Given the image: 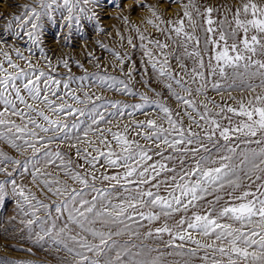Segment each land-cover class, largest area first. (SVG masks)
I'll return each instance as SVG.
<instances>
[{
	"label": "snow or ice",
	"instance_id": "snow-or-ice-1",
	"mask_svg": "<svg viewBox=\"0 0 264 264\" xmlns=\"http://www.w3.org/2000/svg\"><path fill=\"white\" fill-rule=\"evenodd\" d=\"M80 2L81 0H63V3H58V0H35V6L26 8L19 16L14 17V20L18 28L23 30V35L27 37L26 43L40 48V56L45 57L44 49L40 47L43 44V29L45 21L56 23L54 13L62 17L61 26L67 27L69 31L72 29L73 22L79 28L82 19H94V16H89L86 10L80 7ZM95 2L96 0H83L85 5ZM188 7L189 5L184 6V17L192 25L191 32L185 31L183 19L175 22L168 21L166 29H161L159 24H155L151 19L147 20V23L162 32L166 40H171L177 49L184 47L186 56L197 58L198 68L192 69L191 76L192 83H199L195 93L191 86H185L189 83L188 79L172 71L169 55L164 51L168 48V44L149 39L148 42L155 49L153 52L143 43L148 38L139 34L143 56L147 58L157 79L163 78L167 81L163 86L167 89L168 95L183 107L182 112L174 114L173 110L161 103L159 99L153 100L135 92L133 87L123 79L103 73L93 74L90 78L101 89L115 90L138 97L139 103L122 106L105 102L110 104L112 109H116V112L110 113L111 116H124L128 109L131 110L128 112L129 115L136 112L146 114L145 110L153 107L163 114L162 119L167 127L149 119L146 122L134 124L133 129L137 130V135L142 140L154 143L156 148L164 145L173 151H182L185 156L190 155L193 161L192 166L185 165L184 159H181L179 173L175 168H168L164 163L148 164V161L152 160V156L149 155L152 149L142 146L135 139H128L127 125L123 132H114L109 128L105 133L100 128V123L105 120V116L95 104L91 108L75 109L65 104L63 97L58 96L57 93L62 81L50 72L36 69L30 59L26 60V67L21 68L12 62L8 53H3L11 71L0 63V106H3V110L0 111V141L20 152L30 149L32 155L21 162L0 152V165H3L0 167V172L6 173L9 177L5 181H0V201L4 199L7 185L11 184L13 193L20 197L17 201L18 209L32 217L28 221L30 225H37L40 229L36 233L38 240L44 241L47 238L55 245H63L68 253L77 258V264H160L159 257L149 259L143 250H132L136 248V245L128 242L117 243L113 237L125 233L129 236L136 235L133 224L138 228L141 226V221L151 223L162 216L172 217L181 211L185 215L177 222L176 231L169 228L167 224L155 229V235L168 234L171 237L165 247L179 248L180 251L175 252V255L196 258L198 253L203 251L205 255L199 258L205 264L209 260V253L211 264H264V59H262L264 57V3L247 0L237 8L230 31L225 28V21L220 22L218 37H214L218 29L213 27L215 22L210 18L212 9L205 10L207 18L204 22L208 27L205 29L207 37L204 40L203 52L205 54L208 52L209 45L212 51L209 56L207 76L200 50L201 40L194 35L196 26ZM77 8L79 12L76 11ZM148 8L156 20L165 23L155 8L152 6ZM65 12L67 15H64ZM134 30L139 33V29ZM173 33L176 40H173ZM15 35L21 37V31H17ZM69 39L70 37H65L66 44ZM229 40L232 41L231 44ZM193 41L196 46L189 51L188 46ZM128 44L132 45L131 38ZM99 46L104 48L102 44ZM27 50L31 52L32 49ZM14 51L18 59L25 60L20 49L17 48ZM112 55L119 62L120 70L123 72L124 62L130 57L127 54L121 57L115 52ZM171 56L176 59L182 73L187 75L188 70L180 62L176 51H173ZM213 61L215 63H212ZM50 64L51 61L46 67H50ZM63 64L67 67L68 60H64ZM217 73L219 80L212 83L213 90L221 94L228 92L229 96L231 91L247 92L251 95L247 97L242 95L238 101H235L237 107L213 103V107L218 109L215 113L208 106L212 103L211 101L197 105L194 99L188 98L194 94L204 95L210 78ZM126 75L131 79V70ZM74 79L68 77L63 82V88L69 89ZM227 81L230 83H224ZM65 95L77 104L84 103L72 91L65 92ZM154 95L159 97L160 93L154 92ZM54 96L62 101L60 105H56L51 99ZM100 99L99 96L96 97V100ZM41 105L54 115L78 113V117H86V120L77 118L71 125L62 124L58 119L53 120L45 115L40 108ZM201 108L203 111L200 110ZM225 113H231L242 119L233 124L231 117L226 116ZM182 115L188 119L187 129L183 120L179 119ZM194 116L196 118H193ZM10 117H16L21 123H16ZM222 119H228L227 126L222 125ZM81 125H84L82 131L85 137L89 132L99 133L97 142L87 141L91 145V151L77 149L76 152L78 157L84 159L87 168L92 170V183H89L85 175L73 169L71 159L65 161L61 152H54L49 148V145L57 140L69 139V134L73 130L80 129ZM93 126L96 127L93 128ZM193 126L203 132V137L200 132L193 131ZM39 133H51V135L45 141ZM57 133L62 135L58 136ZM217 133L225 144H219L216 139ZM109 136L111 141L108 139ZM76 139L79 140V136H76ZM233 140L237 141L234 146L228 143ZM112 141L115 142V146ZM251 144L257 147L255 149L248 147L247 150L241 147V145ZM72 146L75 147V145ZM154 155L163 157V152H155ZM216 155L219 156L218 160L213 159ZM101 160H103L102 167L123 169L122 173L117 171L116 175L101 174L102 180L115 181L111 189L96 187L95 170L97 165L101 164ZM57 161L59 164L56 163ZM9 164L12 165L13 172L6 171ZM217 164L218 166H210ZM49 166H55L58 171L63 172L65 177L81 187L77 189L61 184L60 180L52 177L50 172L42 171ZM78 167H84V165H78ZM163 171L171 172L172 176L153 184L152 181ZM14 172L30 174L34 182L42 184L59 200V203L53 206L55 215L52 210H48L49 205L36 200L34 195L26 193L16 184ZM245 180L251 183L239 195H233L235 191L241 189ZM256 181L262 182L256 186L255 190H252V184ZM161 183L169 189L167 195L159 194ZM144 185H150V188L145 189ZM225 187L231 188L232 191L227 193L228 199L223 204H220V201L224 198L216 195L214 200L208 202L209 207L203 214L194 212L190 217L187 215L190 208L198 207L199 202L208 195L219 192ZM152 188L157 191H152ZM115 190L127 195H118ZM89 196L90 199L86 198ZM40 208L46 209L44 219L36 218V210ZM57 221H62V226L58 227ZM97 224L109 230L102 231L96 227ZM73 228L76 229L75 235L71 234ZM113 228L115 231L112 230ZM146 235L152 236L153 232L149 231ZM196 236L208 242L202 243L200 239L195 238ZM88 237L92 239L89 240ZM175 241L180 243L176 244ZM69 244L72 247H69ZM186 245H194V247L186 249ZM87 253L97 258H91ZM184 264H187V260Z\"/></svg>",
	"mask_w": 264,
	"mask_h": 264
},
{
	"label": "rangeland",
	"instance_id": "rangeland-1",
	"mask_svg": "<svg viewBox=\"0 0 264 264\" xmlns=\"http://www.w3.org/2000/svg\"><path fill=\"white\" fill-rule=\"evenodd\" d=\"M245 2H247V0H174V2H170V0H96L95 3L85 5L83 4V0H81L80 7H83L89 16H94V19H82L79 28H77L75 22H73L72 29L69 31L67 27L61 26L63 24L62 17L58 13H54L53 16L56 23H48L45 21L42 35L43 44L40 46L44 49L45 57H41L40 48L26 43L27 37L23 35V30L18 28L14 20V17L19 16L26 8L35 6V0H0V63H3L4 67L8 69V71H11L3 56L5 52L11 57L12 62L18 64L21 68L26 67V60L30 59L31 64L36 69L50 72L51 75L62 81L57 93L58 96L63 97V102L65 104L70 105L73 109L91 108L93 104H95L98 110L105 116V120L100 123V128L103 129L105 133H107L109 128L114 132H123L127 125L129 128L127 134L128 139H135L142 146L152 149V151L149 152V155L152 156V160L148 161V164L154 162L164 163L168 168H175L179 173L181 170V159H184L185 165L189 167L192 166L193 161L190 155L185 156L182 151H173L164 145H161L160 148H156L154 143L142 140L137 135V130L133 129L134 124L146 122L149 119L155 120L157 124H163L164 127H167V124L162 119L163 114L159 113V110L153 107L146 109V114L136 112L129 115L128 112L131 110L128 109L125 111L124 116H111L110 113L116 112V109H112L110 104H106L105 102H113L122 106L124 104L139 103L138 97L129 96L115 90L101 89L94 84L90 78L93 74L103 73L108 76L123 79L133 87L135 92L146 95L153 100L159 99L161 103L171 108L174 114L176 112H182L183 107L177 104V102L168 95L167 89L163 86L167 81L163 80V78L160 80L157 79L151 66L147 62V58L143 56V50L140 47L142 42L139 39V34H143L148 38L143 43L153 52H155V49L152 44L148 42L149 39L159 40L161 43L168 44V48L164 51L169 55L172 71L174 73H179L184 79H188L189 83L185 86H191L194 93L195 89L199 87V83H192L191 81L192 69L194 67L198 68L197 58L186 56L184 47L181 46L177 49L176 45L173 44L171 40H166L165 35L148 24L147 20L151 19L155 24H159L161 29H166L168 28V21L175 22L179 19H183L185 31L191 32L192 25H190L188 19L184 17V6L189 5L188 11L192 14V20L196 26L194 35L200 37L201 40L200 50L205 64V75L207 76V68L210 63L209 56L212 54V51L209 45L208 52L206 54L203 52L205 47L204 40L207 37L205 29L208 27L204 22L207 18L205 10L208 8L212 9L210 18L215 22L213 27L218 29V31L214 33V37H218L220 22L225 21V28L230 31V26L234 23V16L237 8ZM256 2L264 3V0H256ZM58 3H63V0H58ZM148 6L155 8L157 14L165 23H160V21L156 20L149 11ZM76 11L79 12V8H77ZM64 15H67V13L65 12ZM241 18L243 19V16H241ZM134 29H139V33ZM17 31H21V37L15 35ZM249 35H251V33ZM172 36L173 40L177 39L175 33H173ZM65 37H70L67 44L65 43ZM130 38L132 39V45L128 44ZM237 40H239V37H237ZM231 42L232 41L229 40V44H231ZM177 43H179L178 40ZM101 44L104 45V48L99 46ZM195 46V42L193 41L189 44L188 50L191 51ZM17 48L22 51L25 60L17 58L14 51V49ZM28 48L32 49L31 52L27 50ZM173 51H176V55L180 57V62L186 66L188 70L187 75L182 73L176 59L171 56ZM113 52L118 53L121 57H124L125 54L130 57V59H126L124 62L123 72L120 70L119 62L112 55ZM90 57L91 59H89ZM262 59H264V57H262ZM64 60H68L67 67L63 64ZM49 61H51L50 67H46ZM212 63L215 62L213 61ZM130 70L132 72L131 79L126 75ZM68 77H73L75 79L70 83L69 89L66 90L63 88V82ZM81 77L85 79L81 80ZM217 80H219L218 73L216 76L210 78L207 91L204 95L196 96L194 94L188 98L194 99L197 105L211 101L212 103H209L208 106L210 110L215 113L218 109L213 107V103L237 107L238 105L235 101H238L242 95L245 97L251 95L250 93H241L239 91H231V96H229L228 92H223L222 94L218 93L212 89V83ZM224 83H230V81ZM67 91H72L80 100L84 101V103L77 104L72 101L69 96L65 95ZM154 92L160 93V96H155ZM97 96L101 99L96 100ZM205 97H207V99H205ZM51 99L55 101L56 105H60L62 102L55 96L51 97ZM29 102L31 103V101ZM40 108L44 111L45 115H48L53 120L58 119L62 124L67 123L71 125L77 118H79V120H86V117H78V113H61L57 116L44 109L43 105H41ZM2 110L3 106H0V111ZM200 110L203 111L202 108ZM225 115L231 117L233 124H236L242 119L241 117L233 116L231 113H225ZM174 118L176 117L174 116ZM193 118L196 117L194 116ZM10 119L15 120L18 124L21 123L16 117H10ZM179 119L183 120L185 129H187V117L182 115ZM217 119L220 118L217 117ZM38 122L43 123L42 121ZM221 123L227 126L229 121L228 119H222ZM83 127L84 125H81L80 129L73 130V132L69 134V139L63 141L57 140L51 143L49 148L54 152H61L65 161L71 159L73 169L80 172L81 175H85L89 183H92V170L87 168L84 159L78 157L76 152L77 149L81 151L88 149V151H91V145H89L87 141L97 142L99 133L93 134V132H89L88 136L85 137L82 131ZM95 127L96 126H93V128ZM193 131L200 132L201 137H203V132L195 128V126H193ZM39 135L43 136L46 141L51 133H39ZM57 135H62V133H57ZM76 136H79V140L76 139ZM108 139L111 141L110 136ZM216 139L219 141V144H225V141L219 138L218 133ZM112 143L113 146H115V142L112 141ZM205 143L207 142L205 141ZM228 143L234 146L237 141L233 140ZM72 145H75V147ZM209 147H211V145H209ZM241 147L247 150L248 147L255 149L257 145H241ZM0 152L5 153L11 159L21 162L32 155L30 149L26 152H20L12 149L2 141H0ZM155 152H163V157L154 155ZM168 157H171V159H166ZM213 159L218 160L219 156L216 155ZM56 163L59 164V161ZM102 164L103 160H101V164H98L95 170V175L97 177L95 180L96 187L111 189L115 181H104L101 178V174L109 176L116 175L117 171L122 173L123 169H110L102 167ZM78 165H84V167H78ZM210 166H218V164ZM0 167H3V165H0ZM6 171L13 172L12 165L9 164ZM42 171L50 172L52 177L60 180L61 184H66L69 187H75L77 189L81 187L65 177L63 172L58 171L55 166H49L48 168L42 169ZM13 176L15 177L17 185L21 186L26 193L34 195L36 200L49 205L50 208L48 210H52L53 215H55L53 206L59 203V200L55 196L49 193L42 184L34 182L31 175L28 173L14 172ZM171 176V172L163 171L152 183L156 184ZM7 179H9V177L6 173L0 172V181H5ZM261 182L262 181H256L255 184H252V190H255L256 186ZM250 183L251 181L245 180L241 189L235 191L233 195H239ZM143 187L148 189L150 185H144ZM151 190L154 192L157 191L155 188ZM168 190L169 189L161 183L159 194L162 196L167 195ZM115 191L118 195H127V193L119 190ZM230 191H232L231 188L225 187V189L219 192L208 195L204 200L199 202L198 207L190 208L187 215L190 217L194 212L203 214L209 207L208 202L214 200L216 195H220L224 198L220 201V204H223L224 201L228 199L227 193ZM86 198L90 199L91 197L89 196ZM19 199L20 197L13 193L11 184H8L4 199L0 201V264H77V258H74L73 255L68 253L63 245H55L47 238H45L44 241L38 240L36 233H38L40 229L37 225H30L28 221L32 217L30 215H25L23 211L18 209L17 201ZM33 203H35V201H33ZM218 206L219 205H217V207ZM45 212L46 209L44 208L37 209L36 218L44 219ZM184 215L185 213L181 211L172 217L162 216L155 222L150 223L148 221H141V226L138 228L133 224V228L137 232L136 235L129 236L125 233L118 237L114 236L113 239L120 244L128 242L136 245V248L132 250H143L146 257L149 259L159 257L160 264H184L185 260H187V264H205V262L199 258L204 256L205 252H199L196 258L177 256L174 253L180 251L179 248L165 247L171 240L168 234L155 235V229L163 227L165 224L173 231H176L177 222ZM62 223V221H57V226H62ZM96 227L105 232L109 230L99 224H97ZM112 230L115 231V228ZM149 231L153 232L152 236L146 235ZM71 234H76L75 228H73ZM195 238L200 239L202 243L208 242L199 236ZM88 239L91 240L92 238L88 237ZM93 242L98 243L99 241ZM175 243L179 244L180 241H175ZM69 247H72V245L69 244ZM189 247H194V245H186V249ZM87 255L93 259L97 258L92 256L91 253H87ZM207 264H211L210 253Z\"/></svg>",
	"mask_w": 264,
	"mask_h": 264
}]
</instances>
